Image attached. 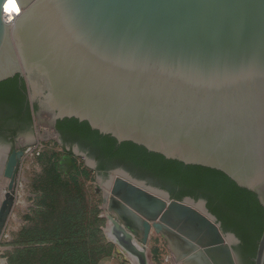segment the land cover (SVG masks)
<instances>
[{
    "label": "water",
    "instance_id": "95a60500",
    "mask_svg": "<svg viewBox=\"0 0 264 264\" xmlns=\"http://www.w3.org/2000/svg\"><path fill=\"white\" fill-rule=\"evenodd\" d=\"M4 1L0 81L24 80L38 131L59 141L58 119L86 121L118 143L220 170L264 208V0H16L13 23ZM74 152L102 186L107 240L134 264H154L152 234L174 264H238L239 238L204 199L172 198L122 167L99 173ZM24 154L12 151L2 171L0 236ZM253 264H264V226Z\"/></svg>",
    "mask_w": 264,
    "mask_h": 264
},
{
    "label": "rangeland",
    "instance_id": "374dc122",
    "mask_svg": "<svg viewBox=\"0 0 264 264\" xmlns=\"http://www.w3.org/2000/svg\"><path fill=\"white\" fill-rule=\"evenodd\" d=\"M24 151L14 206L0 236L2 264H114L113 259L125 256L105 236L102 186L85 157L67 154L51 135ZM64 156L73 167L63 164ZM95 213L103 218L100 227ZM148 257L154 264H174L155 234L148 242ZM125 260L120 264L133 263Z\"/></svg>",
    "mask_w": 264,
    "mask_h": 264
},
{
    "label": "trees",
    "instance_id": "16d2710c",
    "mask_svg": "<svg viewBox=\"0 0 264 264\" xmlns=\"http://www.w3.org/2000/svg\"><path fill=\"white\" fill-rule=\"evenodd\" d=\"M29 106L24 80L18 74L0 81V110L9 112L11 116L23 115L31 122ZM56 129L69 145L67 148L62 146L67 154L73 155L72 145L77 144L96 161L99 173L106 175L110 169L122 167L132 176L165 189L172 198L180 200L189 196L195 200L204 199L222 229L239 238L233 248L240 264H253L264 226V208L253 192L238 186L220 170L168 159L131 141L118 143L110 135L92 129L86 121L73 117L58 119ZM50 202L55 203L54 199ZM98 211L99 208L97 214ZM94 217L100 227L103 218L96 217V213Z\"/></svg>",
    "mask_w": 264,
    "mask_h": 264
},
{
    "label": "flooded vegetation",
    "instance_id": "af4514ba",
    "mask_svg": "<svg viewBox=\"0 0 264 264\" xmlns=\"http://www.w3.org/2000/svg\"><path fill=\"white\" fill-rule=\"evenodd\" d=\"M29 107H30L31 116H32L31 106ZM57 133H58L57 139H59V141L56 140L57 143H59L60 146L65 145L67 148L69 146L68 143H65L63 141V138L58 130H57ZM32 135L35 138H38V136L44 137L46 135H51V137L56 139L54 135V131L51 128H47L44 131H38L33 121L31 120V122H29L28 120L23 118V115L11 116L9 112L0 110V170H1L0 171L1 173L0 174V189L4 187V183L2 182V180L5 178L2 175V171L8 159V156L11 154L12 151L17 150L20 147L23 146V150H24L27 145L32 144ZM72 149H73V152L82 151L78 147L77 144H73ZM84 153L86 154V152ZM22 159L20 160V163L17 167V178H18L20 164H21ZM236 244L237 243H234L233 246ZM237 257H238V254H237ZM238 264H240L239 257H238Z\"/></svg>",
    "mask_w": 264,
    "mask_h": 264
},
{
    "label": "bare ground",
    "instance_id": "6f19581e",
    "mask_svg": "<svg viewBox=\"0 0 264 264\" xmlns=\"http://www.w3.org/2000/svg\"><path fill=\"white\" fill-rule=\"evenodd\" d=\"M11 3L12 4V7L9 8L8 7V4ZM6 11H10V12H6ZM2 12L3 14H12V13H18V12H22V9L20 10L18 4H17V1L16 0H5L4 3H3V6H2ZM1 171V170H0ZM1 174V173H0ZM5 178V177H4ZM2 182L4 183V187L0 189V201L1 199L3 198V194H4V191H5V187H6V183H7V179H3ZM118 250H120L121 252H123L120 248H118ZM124 253V252H123ZM125 254V253H124ZM127 256V258H129L133 263L134 260L132 257L128 256L127 254H125ZM3 262L0 260V264H2Z\"/></svg>",
    "mask_w": 264,
    "mask_h": 264
},
{
    "label": "built area",
    "instance_id": "2783aa9c",
    "mask_svg": "<svg viewBox=\"0 0 264 264\" xmlns=\"http://www.w3.org/2000/svg\"><path fill=\"white\" fill-rule=\"evenodd\" d=\"M21 12L18 13H12V14H3V17L5 19L6 22L8 23H13L14 20L17 18V16L20 14ZM117 253H120L118 250H116ZM122 254V253H121ZM133 264V263H132Z\"/></svg>",
    "mask_w": 264,
    "mask_h": 264
},
{
    "label": "crops",
    "instance_id": "0c3cea01",
    "mask_svg": "<svg viewBox=\"0 0 264 264\" xmlns=\"http://www.w3.org/2000/svg\"><path fill=\"white\" fill-rule=\"evenodd\" d=\"M116 250H117V248H116ZM116 257H117V256H116ZM125 259L127 260V258H126L125 256H122V255H121L120 258H119V257H118L117 259L115 258V259H113L112 262H113L114 264H120L121 262H124ZM126 260H125V261H126Z\"/></svg>",
    "mask_w": 264,
    "mask_h": 264
},
{
    "label": "clouds",
    "instance_id": "9594fccd",
    "mask_svg": "<svg viewBox=\"0 0 264 264\" xmlns=\"http://www.w3.org/2000/svg\"><path fill=\"white\" fill-rule=\"evenodd\" d=\"M8 7H9V8H11V7H12V4H11V3H9V4H8Z\"/></svg>",
    "mask_w": 264,
    "mask_h": 264
}]
</instances>
